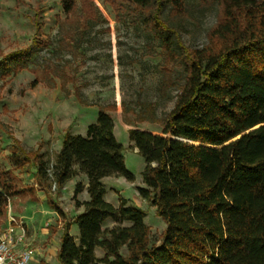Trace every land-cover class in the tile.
<instances>
[{
	"label": "trees",
	"instance_id": "obj_1",
	"mask_svg": "<svg viewBox=\"0 0 264 264\" xmlns=\"http://www.w3.org/2000/svg\"><path fill=\"white\" fill-rule=\"evenodd\" d=\"M198 1L217 6V20L201 46L182 37L193 0H103L115 18L141 24L159 41L164 87L177 86L165 115L157 116L153 105L138 115L158 123L160 132L129 130L144 161L139 194L166 224L160 243L152 239L146 210L123 198L116 206L105 197L103 178L135 179L109 106L98 105L85 134L67 132L53 161H36L38 153L13 147L15 166L33 165L46 191L51 182L62 189L79 174L87 177L89 198L76 199L82 212L68 219L53 202L66 219L59 264H264V0ZM61 2L80 38L100 17L93 0ZM76 94L90 105L79 89ZM14 178L0 170V218L9 197L22 192ZM83 188L77 183L76 194ZM108 219L114 224L104 227ZM72 224L78 237L70 232Z\"/></svg>",
	"mask_w": 264,
	"mask_h": 264
},
{
	"label": "rangeland",
	"instance_id": "obj_2",
	"mask_svg": "<svg viewBox=\"0 0 264 264\" xmlns=\"http://www.w3.org/2000/svg\"><path fill=\"white\" fill-rule=\"evenodd\" d=\"M93 1L100 17L80 38L71 19H66L61 0H0V170L10 171L22 190L9 197L6 211L10 202L13 209L16 204L20 207L16 216L25 223L27 242L41 253L32 264H59L56 253L66 219L53 202L59 203L68 219L75 217L84 209L76 199L89 198L87 181L79 174L62 189L51 182L46 191L37 183L33 165L15 166L13 147L38 153L36 161H53L67 132L85 134L96 121L98 105L110 107L127 167L135 174L133 181L123 176L105 178L106 199L116 206L127 199L146 210L145 221L155 243H160L166 226L156 207L139 194L144 161L129 139V130L160 132L158 123L141 121L138 115L151 105L157 116L165 115L174 105L177 86L164 87L159 41L141 24L115 18L103 0ZM193 2L182 37L187 44L201 46L217 20V6ZM39 10L40 30L35 23ZM77 89L90 105L79 99ZM79 182L84 188L76 194ZM113 224L108 219L104 227ZM5 225L0 220V228ZM70 232L78 237V226L72 224ZM96 255L103 257L104 250L97 248Z\"/></svg>",
	"mask_w": 264,
	"mask_h": 264
},
{
	"label": "built area",
	"instance_id": "obj_3",
	"mask_svg": "<svg viewBox=\"0 0 264 264\" xmlns=\"http://www.w3.org/2000/svg\"><path fill=\"white\" fill-rule=\"evenodd\" d=\"M36 249L27 242L25 223L11 215L0 228V264H32Z\"/></svg>",
	"mask_w": 264,
	"mask_h": 264
},
{
	"label": "crops",
	"instance_id": "obj_4",
	"mask_svg": "<svg viewBox=\"0 0 264 264\" xmlns=\"http://www.w3.org/2000/svg\"><path fill=\"white\" fill-rule=\"evenodd\" d=\"M83 175V174H82ZM75 178V177H74ZM74 178H71L69 181H73V179ZM84 178L86 179V181H87V177L84 175ZM105 178H107V177H105ZM105 178H103V182H104V180H105ZM69 181H67V183L69 182ZM85 185H87V182H86V184ZM19 194H22V192H20V193H18V194H15L16 196L17 195H19ZM15 195H13V196H15ZM88 199V198H87ZM20 209V207H17V204L14 206V209H13V206H12V203L10 202V207H9V209H8V211H6V213H5V215L3 216V217H1L0 218V220L1 221H5V226H7L8 225V223H9V217L11 216V215H15L16 216V214H17V212L18 211H20L19 209ZM14 210V211H13ZM83 210H81V211H79V213L80 212H82ZM14 212V213H13ZM17 217V216H16ZM19 218H22L21 216L19 217ZM5 219V220H4ZM4 226V227H5ZM27 241H28V238H27ZM60 244V243H59ZM39 254H41L40 253V250L39 249H37L36 248V254H35V257H34V260H35V258H37V256H39ZM33 260V261H34Z\"/></svg>",
	"mask_w": 264,
	"mask_h": 264
}]
</instances>
